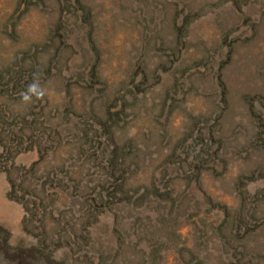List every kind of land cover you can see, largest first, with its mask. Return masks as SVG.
Returning <instances> with one entry per match:
<instances>
[{"label": "rangeland", "instance_id": "rangeland-1", "mask_svg": "<svg viewBox=\"0 0 264 264\" xmlns=\"http://www.w3.org/2000/svg\"><path fill=\"white\" fill-rule=\"evenodd\" d=\"M0 132V264H264V0H0Z\"/></svg>", "mask_w": 264, "mask_h": 264}, {"label": "trees", "instance_id": "trees-1", "mask_svg": "<svg viewBox=\"0 0 264 264\" xmlns=\"http://www.w3.org/2000/svg\"><path fill=\"white\" fill-rule=\"evenodd\" d=\"M10 132H11V130H10ZM6 134H2L1 132H0V143L1 144H3L4 146H5V149L6 150H8V152H9V158H13V157H15L14 155L15 154H17L18 152H20V151H22V150H29V149H33L34 147H35V143H37V146L39 147V151H40V154H41V158L40 159H38V160H36L34 163H33V165H32V168H34L35 166H36V164L40 161V160H42V159H44V154L46 155V150L44 149V148H42V146H41V144H40V140L39 139H36V133H33V134H31V136H33V137H31L30 136V139H32L33 138V140H32V143L31 144H28L27 146H23L22 145V140L19 142V143H21V145L20 144H18V147L16 146L15 148L16 149H13L14 148V146H8L4 141H3V139H4V136H5ZM16 140V137H11V141L12 142H14ZM115 153H117V152H113V154H115ZM115 157L116 158H118L119 160H124V156H122L121 154H119V155H115ZM107 161H108V163H109V165H117L116 163H115V159H114V156H111L110 158H108L107 159ZM15 163L16 162H12V166L11 167H13L14 165H15ZM31 170V169H30ZM27 171V170H26ZM112 177L114 176V174H112L111 175ZM13 179H11V181H12ZM155 184V183H154ZM151 186V185H150ZM13 187H14V183H13ZM150 187H148L147 189H148V191L149 190H153V189H155L156 188V190H158V186H156V187H154V188H150Z\"/></svg>", "mask_w": 264, "mask_h": 264}, {"label": "clouds", "instance_id": "clouds-1", "mask_svg": "<svg viewBox=\"0 0 264 264\" xmlns=\"http://www.w3.org/2000/svg\"><path fill=\"white\" fill-rule=\"evenodd\" d=\"M47 94L46 88L40 82L39 73L33 74L32 81L21 93V100L25 105L31 104L34 99H43Z\"/></svg>", "mask_w": 264, "mask_h": 264}]
</instances>
